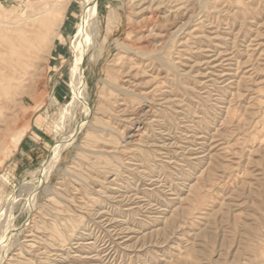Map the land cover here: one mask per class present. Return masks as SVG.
I'll return each mask as SVG.
<instances>
[{"label":"rangeland","instance_id":"obj_1","mask_svg":"<svg viewBox=\"0 0 264 264\" xmlns=\"http://www.w3.org/2000/svg\"><path fill=\"white\" fill-rule=\"evenodd\" d=\"M0 264H264V0H0Z\"/></svg>","mask_w":264,"mask_h":264},{"label":"bare ground","instance_id":"obj_2","mask_svg":"<svg viewBox=\"0 0 264 264\" xmlns=\"http://www.w3.org/2000/svg\"><path fill=\"white\" fill-rule=\"evenodd\" d=\"M85 2H86V1H85ZM85 2H83V6L86 8L85 10H87L88 6H87V4H86ZM55 4H56V3H55ZM85 10H84V11H85ZM32 17H33V16H32ZM30 19H31V17H30ZM18 22H19V21H18ZM21 22H23V21H21ZM83 23H84V22H83ZM2 24H3V23H2ZM80 24H82V23H80ZM4 25H6V24H4ZM84 25H85V24H84ZM8 26H10V25H8ZM12 26H13V25H12ZM12 26H11V27H12ZM11 27H7V28H11ZM80 27H81V26H80ZM80 27H79V28H80ZM82 27H83V26H82ZM39 37H40V39L42 38L41 35H40ZM25 49H28L27 46L25 47ZM78 50H79V49H78ZM80 52H81V50H80ZM77 53L79 54V51H77ZM79 60H80V58H79ZM80 62H82V61L80 60ZM77 63H79V62H77ZM79 64H80V63H79ZM77 65H78V64H77ZM80 67H81V66H80ZM76 70H77V69H76ZM77 71H78V70H77ZM79 71H80V70H79ZM80 72H82V71H80ZM80 72H79V73H80ZM82 77H83V76H82ZM78 78H79V77H78ZM79 82H80V81H79ZM79 84L81 85L82 83L80 82ZM75 87H76V86H75ZM80 87H81V86H80ZM80 89H82V88H80ZM79 91H80V90H79ZM80 96H81V95H80ZM80 96H79V97H80ZM78 99H80V98H78ZM136 117H137V116H136ZM138 131H139V130H138Z\"/></svg>","mask_w":264,"mask_h":264}]
</instances>
